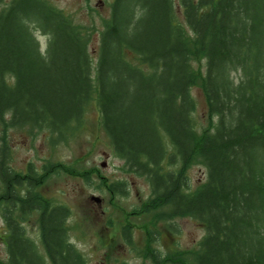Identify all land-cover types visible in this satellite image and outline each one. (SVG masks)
Wrapping results in <instances>:
<instances>
[{
    "label": "trees",
    "instance_id": "1",
    "mask_svg": "<svg viewBox=\"0 0 264 264\" xmlns=\"http://www.w3.org/2000/svg\"><path fill=\"white\" fill-rule=\"evenodd\" d=\"M179 6L188 31L175 21L173 0H110L92 76L86 28L44 0H10L0 9V121L67 141L96 101L114 154L150 187L141 213H152L153 225L187 217L205 232L192 254L167 256L151 246L160 236L149 232L145 258L264 264V0H179ZM32 25L47 36L43 52ZM200 61L203 73L193 67ZM195 86L208 111L209 124L200 129L193 119ZM194 164L206 177L190 190L187 170ZM45 179L14 172L0 137L8 230L0 264H42L18 220L33 210L41 213L51 264L87 263L69 242V210L51 206L36 189ZM24 183L29 188L16 218L13 186ZM113 185V195H124L121 184ZM126 232L119 231L128 244Z\"/></svg>",
    "mask_w": 264,
    "mask_h": 264
},
{
    "label": "rangeland",
    "instance_id": "2",
    "mask_svg": "<svg viewBox=\"0 0 264 264\" xmlns=\"http://www.w3.org/2000/svg\"><path fill=\"white\" fill-rule=\"evenodd\" d=\"M67 15L75 25L86 28L88 33V51L92 59L94 76L98 60L99 33L102 22L109 17L110 0H44ZM10 0H2L0 9ZM175 21L186 28L179 0H173ZM33 34L43 52L47 36L34 25ZM193 38V35L191 36ZM204 62L193 63L194 69L203 73ZM231 77L238 82V74ZM195 109L193 119L197 128L209 124L207 104L201 87L192 88ZM0 137L9 148V165L16 172L24 173L33 169L37 173L47 171L46 179L38 191L51 206L65 207L70 212L67 226L69 242L84 256L86 264H155L145 258L156 248L163 256L175 250L192 254L197 250L204 229L193 219L176 218L172 222L153 225V214H143L145 204L150 197L147 181L126 170L121 159L114 154L112 145L105 135L96 101H92L85 111L81 129L57 142L56 135L46 130L4 127L0 121ZM190 190L198 187L206 177L202 166L194 164L187 170ZM119 183L124 195L115 196L110 190ZM96 197L100 202L91 200ZM110 216V217H109ZM18 218V213L15 215ZM22 217V215H21ZM38 214L31 211L18 219L24 229V236L35 243L42 256V264H51L41 241ZM112 219L111 224L108 220ZM126 229L128 244L120 239V229ZM4 226L0 219V238ZM122 232V231H121ZM149 232L160 237L156 244L146 248ZM0 241V261L7 259L6 246Z\"/></svg>",
    "mask_w": 264,
    "mask_h": 264
},
{
    "label": "flooded vegetation",
    "instance_id": "3",
    "mask_svg": "<svg viewBox=\"0 0 264 264\" xmlns=\"http://www.w3.org/2000/svg\"><path fill=\"white\" fill-rule=\"evenodd\" d=\"M30 170H32V171H30ZM14 171V170H13ZM14 172H16V171H14ZM31 172H35V170H33V169H27L26 170V172H24V173H20V172H16L17 174H20L21 176H27L28 174L29 175H31ZM38 175L39 176H45L46 177V175H47V173H45L44 172V170H43V173L41 174V173H38ZM26 183V182H25ZM25 183L24 184H22V185H19V186H13V191H14V193H15V196H16V198L17 199H15V200H17V202H16V204L14 205V208H13V210H12V214L13 215H16L17 213H18V211L19 210H21L20 209V204H19V202L21 201V198H25V195H26V193H25V190H27V187L29 188V186H27V185H25ZM42 184H44V182H42ZM41 184V185H42ZM40 185V186H41ZM39 186V187H40ZM39 187L38 188H36L37 190L39 189ZM39 192V191H38ZM41 195V194H40ZM41 197H43L44 198V196L43 195H41ZM7 198H10L9 196H7ZM4 200H5V194H4V187H3V184H2V180H0V219H1V223H2V225L4 226V232H3V235H2V237L0 238V241H2L1 243L2 244H4L5 245V239H6V237H7V233H8V230H7V220H6V215H5V211H4ZM33 211H35V210H33ZM37 214H39V215H41V213L39 212V211H35ZM6 246V245H5Z\"/></svg>",
    "mask_w": 264,
    "mask_h": 264
},
{
    "label": "water",
    "instance_id": "4",
    "mask_svg": "<svg viewBox=\"0 0 264 264\" xmlns=\"http://www.w3.org/2000/svg\"><path fill=\"white\" fill-rule=\"evenodd\" d=\"M91 200L95 201V202H100V200L96 197H91Z\"/></svg>",
    "mask_w": 264,
    "mask_h": 264
}]
</instances>
